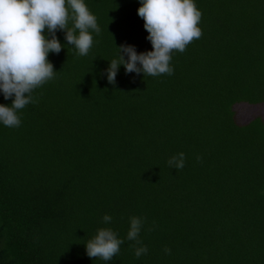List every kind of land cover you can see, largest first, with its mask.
<instances>
[{"label":"trees","instance_id":"16d2710c","mask_svg":"<svg viewBox=\"0 0 264 264\" xmlns=\"http://www.w3.org/2000/svg\"><path fill=\"white\" fill-rule=\"evenodd\" d=\"M85 3L101 29L89 54L57 31L55 78L20 127L0 123V264H264V0H195L203 35L172 53L173 74L120 66L115 84L118 47L153 50L141 5ZM100 228L124 240L108 262L86 254Z\"/></svg>","mask_w":264,"mask_h":264},{"label":"clouds","instance_id":"9594fccd","mask_svg":"<svg viewBox=\"0 0 264 264\" xmlns=\"http://www.w3.org/2000/svg\"><path fill=\"white\" fill-rule=\"evenodd\" d=\"M139 3L137 14L144 21L147 40L153 50L138 54L133 46L118 47L117 58L106 70L109 84H115L120 66L126 73L171 76L174 72L172 53H183L190 43L203 35L198 26L202 12L195 0H139ZM57 31H64L68 45L83 57L93 47V33L99 35L101 29L85 0H0V93L5 100L12 99L10 106L0 104V123L5 127H20L18 113L36 102L33 91L55 78L57 72L48 56L49 53L59 54L64 47L56 36ZM167 164L182 170L185 154L180 152L170 157ZM102 220L109 224L112 217L106 214ZM144 222L141 217L129 218L126 239L138 245L134 247L137 259L148 252L139 239ZM123 243L111 228H100L87 241L86 254L89 258L108 262L118 255ZM164 251L171 254L168 248Z\"/></svg>","mask_w":264,"mask_h":264}]
</instances>
